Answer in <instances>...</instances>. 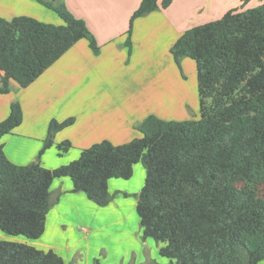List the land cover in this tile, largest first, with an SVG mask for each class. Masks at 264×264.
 <instances>
[{
    "label": "trees",
    "instance_id": "16d2710c",
    "mask_svg": "<svg viewBox=\"0 0 264 264\" xmlns=\"http://www.w3.org/2000/svg\"><path fill=\"white\" fill-rule=\"evenodd\" d=\"M54 10L62 23L27 15L0 16V93L32 83L77 40L99 44L83 19L64 0H37ZM227 10L221 17L186 29L170 52L178 64L195 61L199 117L166 120L148 115L136 128L139 137L114 144L104 139L55 168L41 164L56 132L74 122L51 119L35 159L15 164L0 144V230L39 238L57 198L53 179L68 176L72 192H84L100 206L115 193L110 178L128 179L141 162L144 183L136 198L142 237L159 244L166 264H261L264 259V2ZM172 0H162L166 8ZM158 8V0H140L134 18ZM129 31L128 34L131 32ZM18 102L0 121V139L18 126ZM65 153L69 140L57 145ZM124 195L129 193L124 192ZM173 259V260H172ZM0 264H72L52 249L16 240H0ZM91 264H102L94 258ZM146 264H159L150 260Z\"/></svg>",
    "mask_w": 264,
    "mask_h": 264
},
{
    "label": "crops",
    "instance_id": "0c3cea01",
    "mask_svg": "<svg viewBox=\"0 0 264 264\" xmlns=\"http://www.w3.org/2000/svg\"><path fill=\"white\" fill-rule=\"evenodd\" d=\"M153 11L154 20L147 23L148 41L159 32L166 37L170 48L188 28L215 20L227 10L240 7L242 0H172ZM71 13L84 20L101 49L94 55L85 38L77 40L53 64L46 68L27 87L11 81L9 103L0 102V121L9 114L10 103L18 101L23 111L21 123L0 139L4 152L15 164H26L35 159L47 137L51 119L62 121L74 116V122L55 133L53 145L41 156V164L55 168L79 156L80 151L95 142L107 139L114 144L139 137L136 126L148 115L150 88L148 86L111 85V75L103 61L107 54L115 52L119 39L125 36L130 15L140 0H64ZM248 5L244 4L243 8ZM27 15L40 21L60 24L61 18L37 0H0V16L11 19ZM152 12L145 16L151 18ZM144 19V18H143ZM135 28V27H134ZM184 59V58H183ZM4 74L0 70V77ZM143 98L145 101H143ZM9 105V106H8ZM145 108L144 114L141 108ZM154 115V113H153ZM157 116V115H156ZM69 140L71 147L62 155L56 144ZM71 152V153H70ZM70 153V154H69ZM138 163L133 165L140 173ZM142 173L145 174V172ZM143 174V176H144ZM140 181L118 178L108 180V189L128 193L139 192ZM70 177L53 179L50 189L57 198L50 208L45 230L37 239L21 238L0 230V240L25 242L42 250L52 249L66 262L91 264L96 257L102 264H146L159 258V244L154 246L150 238L139 240L141 227L134 218L136 199L119 195L105 208L92 202L84 192H72ZM121 220L124 221L121 223ZM123 223L126 226H123ZM124 227L127 233L122 239H114V229ZM121 234V233H120ZM137 241L130 242L132 238Z\"/></svg>",
    "mask_w": 264,
    "mask_h": 264
},
{
    "label": "rangeland",
    "instance_id": "374dc122",
    "mask_svg": "<svg viewBox=\"0 0 264 264\" xmlns=\"http://www.w3.org/2000/svg\"><path fill=\"white\" fill-rule=\"evenodd\" d=\"M263 2L264 0H248L246 4L248 5V7H255L262 4ZM157 9H154L153 11ZM52 11L55 12L54 10ZM153 11H150L144 15L134 18L132 21L131 31L129 30L131 33L128 34L129 31L127 30L129 29L130 19L132 16L131 14L128 19L127 29L124 33L125 36L119 39V46L121 47V49H119V47H116L115 52H113L110 55L107 54L106 61L102 62L103 65H105V67L107 68L108 72H110L111 75L110 84L111 85L120 84L124 86H148L151 89L150 90L151 93L149 94L151 98L148 103L150 107L149 109H152L151 114L154 113V115H157L162 119H166V120L196 119L199 117L200 100L197 90V72H196L195 61L190 57H183L184 59L182 58L177 64L170 52V48H167L166 47L167 44L165 45L164 43L166 37L160 35L158 31L153 34L152 41L147 40L148 36L147 34H145L146 31L149 30L147 23L154 20ZM151 12H152L151 18L145 19V16H147V14ZM145 22L147 23L144 25L143 23ZM89 48L91 49L94 55H96L99 52V51L94 52L90 45ZM99 49H101V44H99ZM10 97H13V93L10 92L0 93V102H4L8 104ZM143 101H145L144 98ZM13 102H18V101L16 100ZM141 108L143 113L146 114L147 110L145 108L143 109L142 105ZM72 117L74 118V116ZM138 166L140 168V173L137 171L136 168H134L133 174L130 178L128 179L118 178V179L133 181V182L140 181L138 187L141 188L144 183V177H145V174L142 173V170L143 172H145V169L141 162L138 163ZM124 192L125 191L115 190L114 192H112L115 193L113 199H115L119 195H121V197L123 198L130 197L134 199L135 198L134 193H137V192H131L128 195H124L123 194ZM113 199L111 200V202H113ZM94 204L100 208H105L109 205L107 204L104 206H100L95 202ZM132 210L135 216L134 218L138 220V224L141 227L135 207L132 208ZM122 222L124 221L121 220V223ZM123 226L126 225L123 223ZM124 231H125L124 227H119L114 229V232L117 235L113 234V238L115 240L122 239L124 236L130 234L129 229L127 233H123ZM16 237L25 238V236L23 235H16ZM145 239H143L142 237V228H141V233L139 234V240L142 242ZM150 240H152L154 246H156L155 244L157 243L152 238H150ZM135 241L137 240L136 238L133 237L130 242H135ZM158 256L159 258L166 260V263L169 262V258L162 257L161 255H159V253ZM152 260L158 262L155 259ZM261 264H264V259L261 261Z\"/></svg>",
    "mask_w": 264,
    "mask_h": 264
}]
</instances>
